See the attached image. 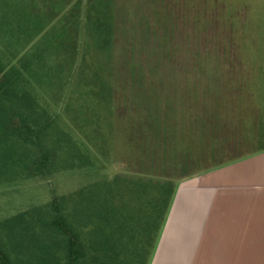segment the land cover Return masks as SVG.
Here are the masks:
<instances>
[{"label":"rangeland","instance_id":"1","mask_svg":"<svg viewBox=\"0 0 264 264\" xmlns=\"http://www.w3.org/2000/svg\"><path fill=\"white\" fill-rule=\"evenodd\" d=\"M109 1L122 26L112 58L107 64V56L88 40L90 55L77 64L78 69L87 60V80L94 70L104 69L109 86L95 84L96 93L88 86L90 96L83 98L81 90L75 93V57L66 47L72 39L68 37L75 35V20L70 24L66 17L75 0H0V55L18 68L30 65L23 71L32 83V98L60 120L62 130L83 142L95 161L52 177L0 182V223L117 174L131 181L165 178L167 167L152 164L146 146L151 140L142 137L152 131L149 123L162 125L157 128L160 139L166 130L167 140L158 149L174 150L165 154L169 168L175 164L176 169L173 201L180 188L185 200L189 185L206 174L248 158H264V0ZM141 69L145 78L132 84L127 76L135 79ZM103 98L111 102L109 108ZM121 162L127 168L119 169ZM195 193L197 201L204 194L201 189ZM242 198L246 211L264 214L262 189ZM226 200L234 201L233 196ZM176 223L182 228L188 221ZM14 225L0 231L11 243L17 239L9 237ZM12 245L14 251L21 247ZM255 246L254 264H264L262 231Z\"/></svg>","mask_w":264,"mask_h":264},{"label":"trees","instance_id":"2","mask_svg":"<svg viewBox=\"0 0 264 264\" xmlns=\"http://www.w3.org/2000/svg\"><path fill=\"white\" fill-rule=\"evenodd\" d=\"M108 1L75 0L66 12L70 24L75 20V35L68 37L72 39L66 47H71L69 54L75 57V93L81 90L83 98L90 96L88 86L94 92L95 84L109 86L102 66L99 67L103 71L94 70L89 80L87 60L77 69V64L90 55L88 40L94 42L95 50L107 56V64L112 58L111 47L120 37L122 26ZM70 29L74 31V27ZM160 50L161 53L163 48ZM23 69L0 55V182L47 178L61 171L93 166L95 161L86 145L62 130L60 120L33 99L32 83ZM129 77L136 84L145 78V72L141 69L135 79ZM106 104L108 108L112 105L109 100ZM149 125L152 131L141 136L151 140L146 146L152 164L156 168L167 167L165 178L155 182L153 178L138 177L131 181L117 174L1 222L0 231L15 224L9 237L17 239L11 243L7 235L0 233V264H150L176 193L175 180H171L176 169L175 164L169 168L171 161L165 156L174 150H169L170 146L167 151L158 149L159 143L167 140L166 130L160 139L157 128L162 125ZM125 167L121 162L119 169ZM16 242L21 247L14 251L11 247Z\"/></svg>","mask_w":264,"mask_h":264},{"label":"crops","instance_id":"3","mask_svg":"<svg viewBox=\"0 0 264 264\" xmlns=\"http://www.w3.org/2000/svg\"><path fill=\"white\" fill-rule=\"evenodd\" d=\"M189 186L187 198H182L180 188L171 204V217L151 264H254L255 238L260 231L264 234V214L246 211L242 196L250 197L257 188L264 191V158H248L220 168ZM200 189L204 194L197 201L195 195L200 191L195 192ZM232 196V203L226 200ZM178 209L182 212H173ZM176 220L188 221V225L183 230ZM200 255L206 258L201 261Z\"/></svg>","mask_w":264,"mask_h":264}]
</instances>
